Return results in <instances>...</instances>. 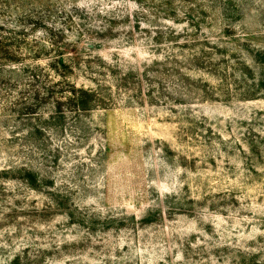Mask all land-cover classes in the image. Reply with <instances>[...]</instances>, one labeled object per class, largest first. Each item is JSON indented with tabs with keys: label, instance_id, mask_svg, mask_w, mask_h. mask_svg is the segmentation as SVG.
Masks as SVG:
<instances>
[{
	"label": "rangeland",
	"instance_id": "rangeland-1",
	"mask_svg": "<svg viewBox=\"0 0 264 264\" xmlns=\"http://www.w3.org/2000/svg\"><path fill=\"white\" fill-rule=\"evenodd\" d=\"M49 4L104 102L35 141L0 106V264H264V0Z\"/></svg>",
	"mask_w": 264,
	"mask_h": 264
},
{
	"label": "trees",
	"instance_id": "trees-1",
	"mask_svg": "<svg viewBox=\"0 0 264 264\" xmlns=\"http://www.w3.org/2000/svg\"><path fill=\"white\" fill-rule=\"evenodd\" d=\"M2 1L0 3V106L10 105L12 100L16 103L14 107L20 109L19 116L31 122L28 139L33 141L36 136L48 130L51 133L55 132L57 130L55 125L64 122L67 113L81 115L100 107L102 101L104 102L99 92V88L102 87L101 82L92 79L97 89H86L78 88L67 79L82 66L80 58L66 59L67 53L63 52L72 47L67 37L71 29H64L53 21V16L61 13L68 17L74 26L82 28L83 16L80 12L84 13L86 10L79 7H73L72 10L52 7L49 4L50 0ZM76 34L79 40L86 36L82 29L76 31ZM38 35H43L49 40L50 48L54 54H57L56 57L45 51ZM62 39H67L68 43L64 47H59L57 40L62 41ZM45 58L52 60L48 69L39 65V62ZM90 70L84 71V74L95 77L97 73L93 72L92 68ZM52 73L62 78V81L54 80ZM65 88L67 91H64ZM59 89L61 91L57 92L56 90ZM12 91V95L8 94ZM43 104H49L47 111L50 114L41 113ZM23 168H19L18 171L24 174L30 187L38 190L41 183L38 175L36 176L29 168Z\"/></svg>",
	"mask_w": 264,
	"mask_h": 264
}]
</instances>
